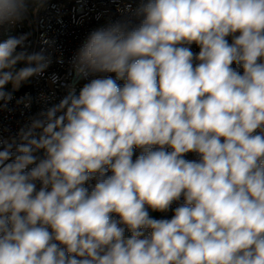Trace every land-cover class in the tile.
Returning a JSON list of instances; mask_svg holds the SVG:
<instances>
[{
  "label": "clouds",
  "instance_id": "obj_1",
  "mask_svg": "<svg viewBox=\"0 0 264 264\" xmlns=\"http://www.w3.org/2000/svg\"><path fill=\"white\" fill-rule=\"evenodd\" d=\"M47 3L0 0V113H29L0 134V264H264V0L96 12L71 85L15 32ZM37 78L66 94L16 95Z\"/></svg>",
  "mask_w": 264,
  "mask_h": 264
},
{
  "label": "built area",
  "instance_id": "obj_2",
  "mask_svg": "<svg viewBox=\"0 0 264 264\" xmlns=\"http://www.w3.org/2000/svg\"><path fill=\"white\" fill-rule=\"evenodd\" d=\"M139 3L140 0H48L45 9L39 10L29 21L19 25L15 29V32L17 34L27 31L33 32L31 37L33 41L32 50H38L39 37L42 33L46 34L49 39H54L57 47L64 54V63H57L55 55H53V63L48 69V73L55 72L60 74L71 85L73 78L69 74L71 71L69 63L70 57L86 33L91 28L97 26L98 22L94 19L96 12H103L107 9L108 15L113 19H117L120 17L117 8H125L127 5H131V8L135 10L139 6ZM82 17L87 18L83 24L77 25L74 23V19H80ZM192 50L198 52L199 49L193 45ZM76 87L78 88L79 84ZM66 92V88L58 85L52 87L46 79L37 78L22 87L16 95L22 96L25 93H30L34 98H38L41 94H44L54 97L53 102H58ZM43 106V103L37 100L33 104L32 113L39 111ZM12 107H15L14 103ZM21 112L22 108H16L11 114L7 112L0 113V134H3L5 137L15 134L18 127L25 121L29 114L25 111L22 115ZM136 155H139V150H137ZM187 158L193 159L195 155L190 153ZM174 207H176V204L173 205ZM151 214L156 218H160L161 216L170 218L172 215L171 212L166 214Z\"/></svg>",
  "mask_w": 264,
  "mask_h": 264
}]
</instances>
